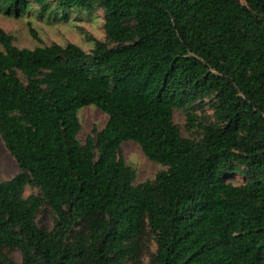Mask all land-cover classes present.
I'll use <instances>...</instances> for the list:
<instances>
[{
	"label": "trees",
	"instance_id": "obj_1",
	"mask_svg": "<svg viewBox=\"0 0 264 264\" xmlns=\"http://www.w3.org/2000/svg\"><path fill=\"white\" fill-rule=\"evenodd\" d=\"M32 7H100L106 39L19 48L0 27V138L19 168L0 182V264H138L151 240L148 264H264V0H0ZM89 105L107 121L82 143ZM127 141L165 169L135 184Z\"/></svg>",
	"mask_w": 264,
	"mask_h": 264
},
{
	"label": "rangeland",
	"instance_id": "obj_2",
	"mask_svg": "<svg viewBox=\"0 0 264 264\" xmlns=\"http://www.w3.org/2000/svg\"><path fill=\"white\" fill-rule=\"evenodd\" d=\"M245 3V0H240ZM53 9V8H52ZM64 11L58 9L55 14L40 15L37 7L32 9L19 18L12 15L0 13V27L8 34L14 37L13 44L19 48H34L38 45H49L58 43L64 45L67 42L74 43L88 52L93 42L89 38L99 41H105V32L103 29V9L97 7L96 11L89 14L82 10L73 9L64 18ZM29 27L36 30L42 40V43L35 41L29 33ZM0 45V51L2 50ZM205 114L211 115V111L206 109ZM78 117L81 123V130L78 139L83 143L85 138L91 134L93 128L100 130L107 121V115L94 105L85 106L79 109ZM173 122L178 126L183 137L195 138V134L186 131L184 128L185 115L181 110H174ZM120 155L125 162L135 171L134 183L139 184L147 180H153L157 172L165 169L164 166L150 161L141 151L140 147L133 141H127L122 144ZM19 168L17 163L10 155L3 141L0 138V182L8 180L17 174ZM233 183H239L241 177L230 178ZM38 189L32 186H26L23 190V197L31 194H37ZM53 216L50 212L42 211L37 217V223L40 227L50 228ZM154 242L151 240L146 244L141 261L138 264H148L149 256L154 252ZM11 256L19 260L18 252L14 251ZM132 264V263H127Z\"/></svg>",
	"mask_w": 264,
	"mask_h": 264
}]
</instances>
